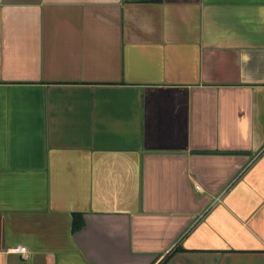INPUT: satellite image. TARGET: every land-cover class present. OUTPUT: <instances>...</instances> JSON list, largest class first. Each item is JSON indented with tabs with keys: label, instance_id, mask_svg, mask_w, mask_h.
Segmentation results:
<instances>
[{
	"label": "crops",
	"instance_id": "crops-1",
	"mask_svg": "<svg viewBox=\"0 0 264 264\" xmlns=\"http://www.w3.org/2000/svg\"><path fill=\"white\" fill-rule=\"evenodd\" d=\"M0 264H264V0H0Z\"/></svg>",
	"mask_w": 264,
	"mask_h": 264
},
{
	"label": "built area",
	"instance_id": "built-area-1",
	"mask_svg": "<svg viewBox=\"0 0 264 264\" xmlns=\"http://www.w3.org/2000/svg\"><path fill=\"white\" fill-rule=\"evenodd\" d=\"M12 252L13 253L22 254V255H26L28 253V251H27V249L25 247L13 248Z\"/></svg>",
	"mask_w": 264,
	"mask_h": 264
},
{
	"label": "trees",
	"instance_id": "trees-1",
	"mask_svg": "<svg viewBox=\"0 0 264 264\" xmlns=\"http://www.w3.org/2000/svg\"><path fill=\"white\" fill-rule=\"evenodd\" d=\"M148 2H150V3H158V2H160L161 0H147ZM76 228V227H75Z\"/></svg>",
	"mask_w": 264,
	"mask_h": 264
}]
</instances>
